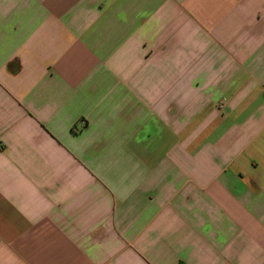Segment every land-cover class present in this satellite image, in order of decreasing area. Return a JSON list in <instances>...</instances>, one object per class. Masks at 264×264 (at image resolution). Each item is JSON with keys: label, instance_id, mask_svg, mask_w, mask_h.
Here are the masks:
<instances>
[{"label": "crops", "instance_id": "1", "mask_svg": "<svg viewBox=\"0 0 264 264\" xmlns=\"http://www.w3.org/2000/svg\"><path fill=\"white\" fill-rule=\"evenodd\" d=\"M0 264H264V0H0Z\"/></svg>", "mask_w": 264, "mask_h": 264}]
</instances>
